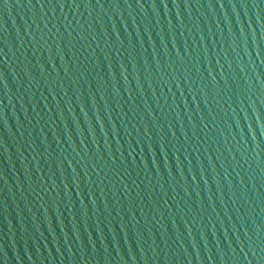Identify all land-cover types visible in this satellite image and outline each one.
<instances>
[{
	"label": "water",
	"instance_id": "obj_1",
	"mask_svg": "<svg viewBox=\"0 0 264 264\" xmlns=\"http://www.w3.org/2000/svg\"><path fill=\"white\" fill-rule=\"evenodd\" d=\"M0 264H264V0H0Z\"/></svg>",
	"mask_w": 264,
	"mask_h": 264
}]
</instances>
